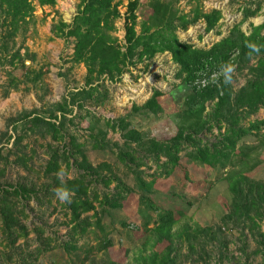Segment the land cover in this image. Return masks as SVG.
Returning <instances> with one entry per match:
<instances>
[{"label": "rangeland", "instance_id": "1", "mask_svg": "<svg viewBox=\"0 0 264 264\" xmlns=\"http://www.w3.org/2000/svg\"><path fill=\"white\" fill-rule=\"evenodd\" d=\"M78 1L54 0L52 4H38L36 0H30L31 13L19 19L12 32L6 25L3 7L0 8V132H5L0 144L1 153L7 154L6 163L0 161V166H4L0 184L8 186L22 182L35 190V193L26 198L20 196L16 201V206L26 213L21 220L28 233L15 241V250L20 251L27 264H136L139 254L146 253L150 247L157 251L168 247L171 256L169 264H263L253 234L246 228L241 232L240 223L224 218L231 197L225 176L230 168L237 166L230 161H234L241 152L231 156L225 166H212L192 161L184 154V149L179 152V164L168 175L161 173L162 169L156 168L147 157L138 164L137 158L130 161L126 155L122 162L116 157L119 150L127 153L134 147L136 156L143 150L133 143H130L131 148H127L120 131L109 128L106 118L125 116L128 126L140 130L143 137L165 139L176 131L186 90L179 85L177 64L167 51H156L141 59L132 58L133 61H128L117 77L110 79L101 75L87 84L84 65L71 57L72 36L55 35L51 30L58 20L70 21ZM166 1L170 2L169 8L175 15L188 12L194 4L202 10L220 9V18L207 31L200 19L184 28L176 27L180 40L196 46L205 47L226 34L231 24L240 21L242 6L253 7L256 2L261 3L254 14L239 22L242 30L246 31L249 23H259L264 17V0ZM126 2L119 0V16L113 21L112 33L119 43L123 42ZM149 2L138 0L135 8L136 30L142 20L152 21L154 10ZM15 50L19 54L12 56ZM245 70L235 69L231 80L234 89L244 83L247 77ZM88 85L96 86L92 92L93 99L73 95L74 102L67 105L71 110L65 113L62 138L55 139L37 129L33 131L18 117L19 111L35 108L36 113L47 118L48 109L54 102L61 101L64 95L68 96V92ZM154 89L160 91L157 95L159 110L154 112L133 107L142 104ZM77 101L82 104L77 106ZM209 105L210 102L205 103V110ZM55 113L58 114V111ZM255 117H264L263 107L248 116L250 119ZM50 120L53 118L50 117ZM241 122L245 124L246 121ZM101 130H106L103 136L108 139L109 145L91 147L90 132L99 133ZM16 135L21 138L12 144ZM70 135L81 142L87 160L92 163L106 162L118 176L132 185L120 198L119 206L101 207L94 200L97 214L93 213V209L81 214L92 221L81 232H72L64 201L46 185L48 177L42 173L48 151L56 149L60 152L70 148ZM215 135L216 128L213 126L204 131L202 138L213 140ZM10 146V151H6V147ZM236 148L248 151V161L256 162L245 171L246 174L264 178V146L257 142L255 136L243 135ZM18 149L29 156L27 168L14 160V152ZM109 166H101L100 173L108 174ZM76 167L74 162H70L67 168L62 164L63 169L57 174L61 178L71 177L76 174ZM136 170H140L139 175L146 182L152 179L148 191L134 178ZM94 177L97 176L92 175ZM90 182L92 189L99 194L114 190V181L107 186L98 179ZM142 193L146 195L144 201L140 200ZM145 201H150L155 207L148 206ZM167 209L177 219L170 229V239L154 241L156 231L153 226L159 214ZM96 217H99L97 224ZM186 224L189 225L188 233L182 231ZM194 226H208L209 229L196 232L192 229ZM259 229L264 232V216L259 220ZM106 238L110 243L101 247ZM65 241L72 246L64 245ZM1 242L0 248H3ZM7 259L1 255L0 264H12V260Z\"/></svg>", "mask_w": 264, "mask_h": 264}, {"label": "trees", "instance_id": "2", "mask_svg": "<svg viewBox=\"0 0 264 264\" xmlns=\"http://www.w3.org/2000/svg\"><path fill=\"white\" fill-rule=\"evenodd\" d=\"M36 1L38 4L54 2V0ZM137 3L138 0L126 2L122 43H119L112 33L113 21L119 16L117 7L119 0H79L70 21L58 20L52 25L51 30L55 35L72 36L71 57L72 60L84 65L87 84L101 75L110 79L117 77L127 62L133 61L132 58L149 57L156 51L169 52L171 60L177 64L176 75L180 78L179 85L186 90L182 100L184 106L178 113L176 131L165 139L143 137L140 130L128 126L129 122L125 116L106 118V125L120 131L127 148H131L130 143H133L143 150L139 156L133 153L134 147L127 153L119 150L116 152V157L122 162L126 155L130 161L137 158L136 164L143 163V158L147 157L155 163L156 168L162 169L161 173L168 175L179 164V152L184 149V154L192 161L212 166L215 164L225 166L231 156H237V153L241 152L234 161H230L237 166L230 168L225 176L231 197L224 218L240 223L241 232L246 228L253 234L264 264V232L259 229V220L264 216V178H254L246 174L245 171L256 165V162L248 161V151L236 148L237 141L245 134L254 135L257 142L264 146V117L248 118L259 107L264 108V17L259 23H249L246 31L239 26V22L254 14L261 3L258 1L253 7L242 6L240 21L231 24L226 34L205 47L180 40L176 34V27L184 28L200 19L203 21V29L207 31L220 18V9L202 10L194 4L188 12L175 15L169 8L170 2L150 0L149 5L154 10L151 15L152 21L142 20L139 29L136 30ZM2 7L4 18L7 19L6 25L11 32L16 29L17 21L32 11L30 0H0V8ZM253 46L258 50H254ZM18 54L17 50L11 53L12 56ZM251 59L253 60L250 62ZM229 65H234L237 70L246 69L247 77L236 89L231 83H224ZM95 88L94 85H88L73 90L75 92H68V96L64 95L61 101L54 102L48 109L47 118L36 113L35 108L19 111L18 117L33 131L37 129L42 134L49 133L55 139L62 138L65 113L71 110L67 105L74 102L73 95L80 94L82 98L93 99L92 92ZM158 94L160 91L154 89L142 104L133 107L156 112L160 109ZM206 102H210V105L205 110ZM76 103L77 106L82 104L79 101ZM55 111H58V114ZM50 117L53 120H50ZM242 120L246 121L245 124L241 122ZM213 126L216 128L214 139H203L204 131L210 130ZM105 131L90 132L91 147L104 148L109 145L108 139L103 136ZM4 133V131L0 132V139ZM20 138V135H16L12 144L19 142ZM68 141L70 148L60 152L56 149L48 151L42 173L48 177L46 185L52 191L60 188L69 190L71 199L64 201L69 214L68 222L71 223L72 232H81L92 222L87 219V215L81 214L91 209L97 214L94 200L101 207L119 206L120 198H123L132 185L118 176L106 162L92 163L87 160L81 142L75 141L72 135L69 136ZM10 149L11 146L6 147V151ZM14 153V160L27 168L28 154L21 149H18V152L15 150ZM0 161L3 164L7 161V154L1 153V144ZM70 162L77 165L76 174L61 178L57 173L63 169L62 164L67 168ZM103 165L109 166L108 174L100 173ZM3 173L4 166H0V177ZM139 174L140 170H136L134 178L144 190L148 191L152 179L146 182ZM92 175L97 177L92 178ZM93 179L100 180L105 186L114 181V190L99 194L92 189L93 186H90V181ZM30 193H35V190L22 182L8 186L0 184V241L3 246L0 248V256L5 255L7 260H12V264H27L19 254L20 251L15 250L14 245L19 237H24L28 233L27 226L21 220V216H25L26 213L23 208L16 206V201L20 196L28 197ZM145 197V194H140L141 201H144ZM145 203L152 208L155 207L150 201ZM95 219L97 224L99 217ZM176 220L170 209L160 213L153 226L156 231L154 241L161 238L169 240L170 229ZM187 226L189 225L186 224L182 231L188 233ZM192 229L199 232L209 227L194 226ZM109 243L106 238L101 247ZM63 244L72 246L69 241ZM170 257L168 247L159 251L150 247L146 253L139 254L136 264H169Z\"/></svg>", "mask_w": 264, "mask_h": 264}, {"label": "clouds", "instance_id": "3", "mask_svg": "<svg viewBox=\"0 0 264 264\" xmlns=\"http://www.w3.org/2000/svg\"><path fill=\"white\" fill-rule=\"evenodd\" d=\"M254 50H258L255 49V46H253ZM235 72V68L234 66H227V71L225 73V78H224V83L228 84L231 83L232 80V75ZM56 196L61 200V201H70L71 196H70V192L67 188H60L56 190Z\"/></svg>", "mask_w": 264, "mask_h": 264}]
</instances>
